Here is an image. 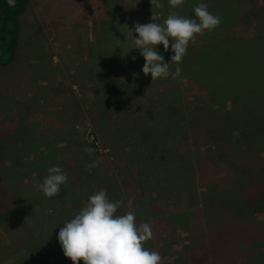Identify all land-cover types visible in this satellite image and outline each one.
Here are the masks:
<instances>
[{
    "label": "rangeland",
    "instance_id": "374dc122",
    "mask_svg": "<svg viewBox=\"0 0 264 264\" xmlns=\"http://www.w3.org/2000/svg\"><path fill=\"white\" fill-rule=\"evenodd\" d=\"M256 3V6L250 4L249 12H256L258 28L263 30L259 32L264 33V3ZM253 6L256 9L261 7L260 11H255ZM165 11L170 12L165 3L162 8H156L150 0H27L17 17L19 32L14 58L6 66H0V140L3 141L0 158L3 157L7 176L12 180L10 189L13 188V199L9 207L14 210V199L17 198L16 204L21 205L19 208L25 213L33 203L37 205L35 211H43V207H47L46 200H37L38 197L31 194L38 188L35 174L40 175L38 178L43 177L42 182L44 171L53 161L51 166L62 165L63 170L77 171L75 177L84 180L80 182L88 180L84 172L91 175L93 182L83 188L84 193L95 187L112 195L110 200L119 201L124 196L120 194L121 186L125 184L128 197L124 202L126 205L129 199L133 201L137 224L155 219L150 216L153 214L150 202L154 193L162 194L163 201L174 200L177 212H168L165 207L157 212L160 218L169 222L167 226L158 225V235L153 233V238L145 245L149 250L159 252L161 264H171V251L183 247L185 243L184 226L190 219L185 210L192 201L188 203L185 200L182 189L164 194V184L152 181L151 169L154 171L158 162L146 155L145 149L142 152L139 148L137 150L134 141L138 135L134 131L143 126L142 122L164 123L165 113L161 109L167 104L177 109L178 115L184 97L181 93L167 95L173 90L163 88L161 79L170 75L173 81H178L176 79L188 68L189 60L188 55L184 56L181 63L171 65L166 77L149 84L151 75L145 76L142 72L145 61L135 49L136 34L131 32L136 23H150L151 16L156 17L155 22L163 23L167 17ZM161 46L157 45L156 49ZM170 48L167 52L164 50L165 62H170L173 55ZM108 61L116 67V74L111 73L112 67L104 64ZM126 81L134 82V86L130 84L134 88L144 85V92L138 89L144 98L137 104H132L121 95L123 90L117 83ZM118 90L120 94H116ZM219 109L213 107L214 111ZM259 112V127L247 130L260 131L264 136V105ZM208 117L209 122L217 124L212 126H215L212 133L223 128L219 124L226 127L225 132H229L228 125ZM174 121L180 123L179 117L176 116ZM250 122L256 124L252 120ZM236 125L230 126V134L233 133L234 137H238L240 129L239 122ZM234 129L236 132H233ZM253 132L247 133V139L252 143L251 148L258 151L260 146L253 143ZM132 134L134 139L129 140ZM222 135L211 139L213 143L207 142L208 138L202 135L206 142L201 145V151L219 155L223 168L198 180L196 186L200 192L211 188L215 179L225 173L226 162L222 155L228 154V145L224 146ZM94 142L100 145L101 151L96 149ZM141 143L146 145L145 141ZM1 160L0 180L5 170ZM118 161H121L124 171L128 168L135 175L134 181H123V175H118L121 170L117 166ZM44 162L49 164L41 167ZM70 162L75 163L77 169ZM10 167L11 170L7 171ZM86 187L90 190L87 191ZM245 196L253 197V191L249 190ZM123 208L126 212L127 207L120 209ZM245 210L247 216L264 223V199L261 205L246 206ZM10 214L12 217L19 216L11 210ZM5 221L9 236L15 238L11 223ZM21 225L26 233L32 232L29 226ZM151 226L153 231V222ZM1 237L4 240L0 230ZM3 240L2 244L5 243ZM253 243L249 251L260 252L261 243ZM19 247L16 245L11 251L2 253L0 264H23L30 260V254ZM259 256H255L252 264H264Z\"/></svg>",
    "mask_w": 264,
    "mask_h": 264
},
{
    "label": "trees",
    "instance_id": "16d2710c",
    "mask_svg": "<svg viewBox=\"0 0 264 264\" xmlns=\"http://www.w3.org/2000/svg\"><path fill=\"white\" fill-rule=\"evenodd\" d=\"M257 1L264 3V0H184L181 8L174 9L169 6L168 0H160L170 10L169 13L165 11L166 16L175 12L194 18L193 9L201 2L208 5L211 13L221 18L217 28L197 35L194 41L189 43L186 52L189 65L176 79L178 81H173L170 75L161 79L163 88L173 90L166 91L167 95L181 93L184 97L178 115L177 109L174 110L167 104L161 109L165 113L164 123L142 122L143 126L134 131L138 135L134 141L137 150L139 148L142 152L145 149L146 155L158 162V165L155 162L154 171L151 169L152 181L158 180L164 184V194L179 188L184 192L185 200L188 203L192 201L185 210V215H190L184 226L185 243L183 247L171 251L173 253L171 264H252L256 260L255 256L259 255L264 261V223L245 214L246 206L261 205L264 199V151H262L264 136L260 131H250L254 127H259L257 123L260 122L259 110L264 105V33L259 32L263 30L258 28L256 21L259 19H256V12H249L250 4L256 6ZM26 2L27 0H16L15 6L10 7L7 0H0V66H6L14 58L19 32L17 17L23 11ZM252 8L255 11L261 9L254 6ZM156 50L163 54V45ZM104 64L112 67L111 73H117L116 67L109 61ZM150 83L155 84L154 80H150ZM130 84L135 85L131 81L117 83L123 90L121 95L132 104H137L144 98L138 91L142 89L144 92V85L134 88ZM116 94H120V90ZM215 106L220 109L214 111ZM169 111L172 112L171 115ZM134 116L139 117L138 114ZM176 116L180 119L178 124L174 121ZM208 116L228 125L229 132H225L226 127L219 124L223 128L212 133L215 128L212 126L217 124L209 122ZM251 120L256 124H252ZM237 122L240 129L237 131L238 137H234L233 133L230 134V126H237ZM249 128L251 129L247 130ZM233 132H236L235 129ZM248 132H253L251 137L255 140L253 143L260 146L258 151L251 148L253 146L247 139ZM221 134L224 135L221 137L224 138L221 139L224 146L228 145V154L222 155L226 162L225 173L215 179L211 188L200 192L196 186L198 180L223 168L219 155L201 151V145L206 142L202 135L211 143V139H217ZM133 136L134 134L129 140L134 139ZM141 141H145L146 145ZM1 152L3 141L0 140V156ZM0 159L5 168L3 179L0 180V230L4 235V240L0 238V256L18 245L31 257L23 264L33 262L72 264V261L63 255L57 236L63 224L74 218L84 207L89 196L98 191V188L93 187L89 191L90 189L86 187L89 192L84 193L83 188L93 182L91 175L88 176L84 172L88 182H80L84 180L75 177L77 171H66L62 169L64 168L62 165H57L68 176L67 182L61 186L60 193L48 198L37 188L31 196L35 195L38 197L37 200L39 198L46 200L44 203L47 207H43L45 209L43 211H35L37 205L33 203L25 213L19 208L21 205L16 204L17 198L14 199L16 202L13 203L14 210L9 207L13 199V188L10 189L12 180L9 175L7 176L3 157ZM51 164H54V161ZM51 164L48 167L44 162L41 166H47L44 171L45 177L48 175V169L52 167ZM72 164L77 169V165ZM121 164V161H118L117 166L121 168L118 175L120 177L123 175V181L127 179L134 181L135 175L128 168L124 171ZM39 176L37 173L34 177L37 187L39 186L37 182L40 183L43 178H38ZM249 190L253 191V197L247 198L245 195ZM191 191L194 194L192 193L190 199ZM107 194L111 199L112 195L108 192ZM120 194L124 195L121 200L125 201L128 197L125 184L121 186ZM150 205L153 212L150 216H154L155 219L145 222L150 225L153 222V233L158 235L156 232L159 229L158 225L167 226L169 221L160 218L157 212L163 207L168 212H177L175 201L171 199L163 201L162 194L156 192L151 196ZM124 209H119L117 214H124ZM10 210L12 213L17 212L19 216L12 217ZM5 220L11 223L15 238L9 236ZM21 223L29 226L32 232L26 233ZM253 242L261 243L260 252L249 251ZM79 264L83 262L80 261Z\"/></svg>",
    "mask_w": 264,
    "mask_h": 264
},
{
    "label": "clouds",
    "instance_id": "9594fccd",
    "mask_svg": "<svg viewBox=\"0 0 264 264\" xmlns=\"http://www.w3.org/2000/svg\"><path fill=\"white\" fill-rule=\"evenodd\" d=\"M15 2L7 0L10 7H14ZM183 3L184 0H168L169 6L174 9ZM150 4L156 8L163 7L160 0H150ZM193 12L194 18L173 12L163 23L155 22L156 17L151 16L150 23L133 25L131 32L136 34L134 45L144 58L142 72L145 76L150 74L152 80L166 77L172 64L182 62L189 43L197 35H203L221 23V18L211 13L206 3H199ZM124 27L127 28V25ZM170 41L173 55L170 62H165L156 46L163 45L167 52ZM67 180V174L60 167L52 166L38 190L48 198L57 196ZM122 206L125 202L110 200L106 190L90 195L79 213L60 228L57 240L63 255L72 264H79L80 261L83 264H161L159 252L145 247V242L153 238L152 226L147 222L136 223L131 199L126 204L128 210L117 214Z\"/></svg>",
    "mask_w": 264,
    "mask_h": 264
},
{
    "label": "built area",
    "instance_id": "2783aa9c",
    "mask_svg": "<svg viewBox=\"0 0 264 264\" xmlns=\"http://www.w3.org/2000/svg\"><path fill=\"white\" fill-rule=\"evenodd\" d=\"M91 139L93 140V137H91ZM94 145H95L97 150L101 151V147L97 142H94Z\"/></svg>",
    "mask_w": 264,
    "mask_h": 264
}]
</instances>
